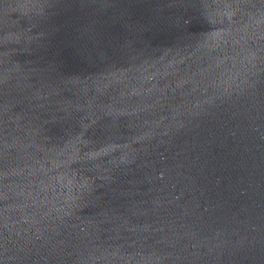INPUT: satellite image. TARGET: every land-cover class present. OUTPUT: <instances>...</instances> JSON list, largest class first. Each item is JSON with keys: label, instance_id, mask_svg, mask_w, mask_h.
Segmentation results:
<instances>
[{"label": "water", "instance_id": "1", "mask_svg": "<svg viewBox=\"0 0 264 264\" xmlns=\"http://www.w3.org/2000/svg\"><path fill=\"white\" fill-rule=\"evenodd\" d=\"M0 264H264V0H0Z\"/></svg>", "mask_w": 264, "mask_h": 264}]
</instances>
